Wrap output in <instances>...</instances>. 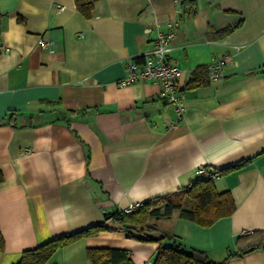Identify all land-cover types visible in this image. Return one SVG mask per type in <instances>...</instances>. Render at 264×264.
Returning <instances> with one entry per match:
<instances>
[{
    "label": "crops",
    "instance_id": "crops-1",
    "mask_svg": "<svg viewBox=\"0 0 264 264\" xmlns=\"http://www.w3.org/2000/svg\"><path fill=\"white\" fill-rule=\"evenodd\" d=\"M183 1L195 2L194 15L177 12ZM175 20L167 60L181 70V90L196 67L230 59L221 81L181 91L174 126L160 84L116 83L151 49L156 27ZM237 24L223 39L209 34ZM237 164L213 181L230 193L232 216L210 227L178 212L150 222L216 264H264V248L241 251L264 246V0H97L89 19L73 0H0V264L102 224L108 230L48 263L90 264L87 249H119L133 264H152L158 244L128 237L105 216L183 190L199 167Z\"/></svg>",
    "mask_w": 264,
    "mask_h": 264
},
{
    "label": "trees",
    "instance_id": "trees-1",
    "mask_svg": "<svg viewBox=\"0 0 264 264\" xmlns=\"http://www.w3.org/2000/svg\"><path fill=\"white\" fill-rule=\"evenodd\" d=\"M96 2L97 0H73L75 10L85 19L91 17ZM180 7L181 11H188L187 13L190 15H194L196 12L194 1H183ZM239 26L240 24H237L220 31L211 30L209 34L212 39L220 40L234 32ZM208 84V67L199 66L191 72L187 84L181 91L202 88ZM241 165L226 167L218 173L235 170ZM2 181L3 176L0 172V184ZM235 209L229 192L219 193L216 191L212 180L202 181L198 179L172 195L144 202L141 207L128 214L115 211L106 215L105 218L113 220L118 229L123 228L128 237L136 232L144 235L145 242L158 244L152 264H216L210 261L206 253L188 250L177 244L173 235L163 231L155 223H151L150 219L169 218L174 212H178V217L182 220L201 227H210L217 220L232 216ZM105 230L108 228L102 224L54 237L39 247L24 251L17 264H46L60 248L82 238L96 236ZM257 233L259 232H252L246 236L247 238L252 237ZM244 238V236H240L238 241ZM3 247L4 242L0 236V251L3 250ZM259 248H264V246L260 240H257L248 242L241 251L246 253ZM86 257L90 264H133L129 253L119 249H87Z\"/></svg>",
    "mask_w": 264,
    "mask_h": 264
},
{
    "label": "built area",
    "instance_id": "built-area-1",
    "mask_svg": "<svg viewBox=\"0 0 264 264\" xmlns=\"http://www.w3.org/2000/svg\"><path fill=\"white\" fill-rule=\"evenodd\" d=\"M210 1V0H209ZM178 13L181 9L178 8ZM178 22L172 21L166 24V31H162L160 27H156L155 37L150 50H148L143 56L140 63L132 62L127 66V75L117 81L118 87H125L135 82H151L161 85L159 97L165 100L169 106H171L176 114V121L173 123L174 126L178 123L183 115L182 105V93L179 86V79L181 70L171 65L167 56L171 51V42L175 38L177 32ZM146 34H150L152 29L146 28L144 30ZM38 45L42 50H47L49 53H53L52 43L46 38L41 37L38 40ZM7 51V49H5ZM230 56L224 55L219 59H212L208 66V79L209 82H219L223 77V67L229 61ZM219 177L218 172H208L204 167H199L195 171V179L207 181L216 180ZM143 205V202L130 205L120 210L121 214H128L135 211ZM121 232L125 233L123 228H119ZM54 264V263H46Z\"/></svg>",
    "mask_w": 264,
    "mask_h": 264
}]
</instances>
